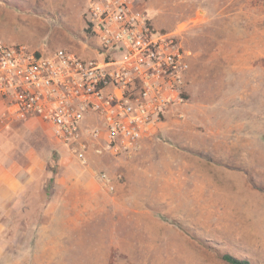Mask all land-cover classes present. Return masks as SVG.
Instances as JSON below:
<instances>
[{
    "label": "rangeland",
    "instance_id": "1",
    "mask_svg": "<svg viewBox=\"0 0 264 264\" xmlns=\"http://www.w3.org/2000/svg\"><path fill=\"white\" fill-rule=\"evenodd\" d=\"M90 1L0 0V41L97 57ZM137 8L189 52L181 101L145 152L86 163L48 124L11 120L5 145L36 167L20 210L5 216L0 264H229L223 253L264 264V0Z\"/></svg>",
    "mask_w": 264,
    "mask_h": 264
},
{
    "label": "built area",
    "instance_id": "2",
    "mask_svg": "<svg viewBox=\"0 0 264 264\" xmlns=\"http://www.w3.org/2000/svg\"><path fill=\"white\" fill-rule=\"evenodd\" d=\"M137 2L90 1L85 25L97 57L0 41L4 119L48 124L83 163L93 154L131 155L181 101L189 55ZM98 177L110 185L106 172Z\"/></svg>",
    "mask_w": 264,
    "mask_h": 264
},
{
    "label": "crops",
    "instance_id": "3",
    "mask_svg": "<svg viewBox=\"0 0 264 264\" xmlns=\"http://www.w3.org/2000/svg\"><path fill=\"white\" fill-rule=\"evenodd\" d=\"M5 110V103L0 99V233L5 229V216L19 211L24 200L28 195V184L34 179V170L36 165L27 164L22 165L20 160L19 145L13 144L5 145L4 140H8L10 129L14 125L7 121L2 116ZM40 121L37 119H30L25 122L28 126L33 125V121ZM40 123H43L40 121ZM50 129V127L48 126ZM151 144L147 138L140 142L141 151ZM143 150V152H145ZM32 159V158H31ZM26 173L27 179L22 178V171Z\"/></svg>",
    "mask_w": 264,
    "mask_h": 264
},
{
    "label": "trees",
    "instance_id": "4",
    "mask_svg": "<svg viewBox=\"0 0 264 264\" xmlns=\"http://www.w3.org/2000/svg\"><path fill=\"white\" fill-rule=\"evenodd\" d=\"M222 259L229 264H256L252 260L246 257H238L231 253H223Z\"/></svg>",
    "mask_w": 264,
    "mask_h": 264
}]
</instances>
